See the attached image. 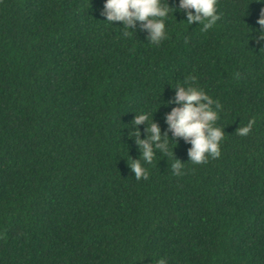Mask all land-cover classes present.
I'll return each mask as SVG.
<instances>
[{"label":"trees","instance_id":"16d2710c","mask_svg":"<svg viewBox=\"0 0 264 264\" xmlns=\"http://www.w3.org/2000/svg\"><path fill=\"white\" fill-rule=\"evenodd\" d=\"M102 4L0 0V264H264L262 5L216 0L204 31L181 9L152 44L140 24L104 21ZM189 76L220 104L224 134L198 164L164 120ZM150 119L173 156L145 164L129 133L145 138Z\"/></svg>","mask_w":264,"mask_h":264},{"label":"clouds","instance_id":"9594fccd","mask_svg":"<svg viewBox=\"0 0 264 264\" xmlns=\"http://www.w3.org/2000/svg\"><path fill=\"white\" fill-rule=\"evenodd\" d=\"M256 2L262 7L255 20L258 28L251 29L256 33L252 39L264 42V0H256ZM181 9L184 10V21L189 25L194 21L196 24H202L201 31L209 28L218 19L216 0H178L175 8L169 6L166 0L163 2L162 0H103L100 14L104 17V21L111 24L118 21L120 26L126 29H133L136 24H140L147 33L148 42L159 44L167 35L165 18L169 14L173 16L174 12ZM194 80V77L189 76L185 78L184 84L175 85L174 101L166 103H174L178 106L172 107L165 114L164 120L171 132V141L175 144V138L179 137L189 143L188 161L198 164L205 161L206 156H219L218 145L224 134L221 128L213 126L218 118L217 109L220 108V104L206 95L202 89L189 83ZM148 119V114L140 113L133 117L132 123L138 125ZM254 123L255 119L249 118L245 125L236 128L237 135L246 136L252 130ZM129 135L136 137L139 156L145 164L151 163L154 150H159L161 154H169L170 151L172 155V149L169 150L168 146V137L161 138L160 128L151 119L146 127L145 138H139V132L135 129ZM182 165L183 163L174 158L171 164L172 173L182 175L180 171ZM128 168L137 180L148 178V173L140 160L130 159ZM157 264H166V260L161 257L157 260Z\"/></svg>","mask_w":264,"mask_h":264}]
</instances>
